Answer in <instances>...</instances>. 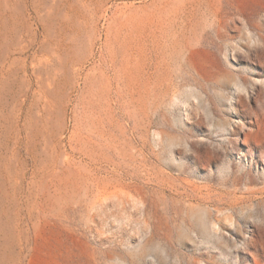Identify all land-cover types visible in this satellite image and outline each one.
I'll return each mask as SVG.
<instances>
[{"label":"rangeland","instance_id":"1","mask_svg":"<svg viewBox=\"0 0 264 264\" xmlns=\"http://www.w3.org/2000/svg\"><path fill=\"white\" fill-rule=\"evenodd\" d=\"M95 3L97 59L0 189V264H264V0Z\"/></svg>","mask_w":264,"mask_h":264},{"label":"bare ground","instance_id":"2","mask_svg":"<svg viewBox=\"0 0 264 264\" xmlns=\"http://www.w3.org/2000/svg\"><path fill=\"white\" fill-rule=\"evenodd\" d=\"M95 2L0 0V189L3 191L9 183L15 189L22 188L26 176L21 156L25 140L34 149L43 122L54 134L55 115L63 116L62 94L73 80H84L87 65L97 59L92 53L88 61L84 60L88 51L84 47L90 44L94 51L99 44L96 30L108 12L107 6ZM35 179L34 173L33 186ZM0 199V207H4L5 196L0 195Z\"/></svg>","mask_w":264,"mask_h":264}]
</instances>
